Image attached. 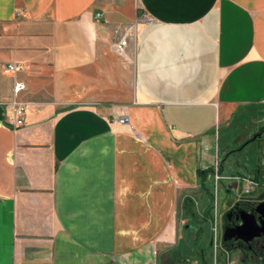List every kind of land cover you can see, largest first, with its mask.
<instances>
[{
  "label": "crops",
  "instance_id": "0c3cea01",
  "mask_svg": "<svg viewBox=\"0 0 264 264\" xmlns=\"http://www.w3.org/2000/svg\"><path fill=\"white\" fill-rule=\"evenodd\" d=\"M245 115L264 118V0H0V264H188L182 205Z\"/></svg>",
  "mask_w": 264,
  "mask_h": 264
},
{
  "label": "rangeland",
  "instance_id": "374dc122",
  "mask_svg": "<svg viewBox=\"0 0 264 264\" xmlns=\"http://www.w3.org/2000/svg\"><path fill=\"white\" fill-rule=\"evenodd\" d=\"M145 20L150 21L148 17ZM114 107L118 110L124 106L115 105ZM110 111L112 112V108ZM210 136L213 150H211V164L198 171L199 174L210 168V171L202 177L199 175V181H203L205 186L199 187L200 194H195L193 205H182V209H186L188 214L193 212V218L192 221H187L188 226L185 225L186 223L183 225L180 223L178 228L177 243L190 240L188 242L193 247L188 248L189 251L179 248L178 254L182 256V260L186 259L188 264H264L246 259V256H243L245 250L243 247L237 248V251H231L229 244L235 236L232 231L225 230L223 219L235 203L246 205V207L253 206L262 196L264 197V180L261 177L260 180L257 179L262 170L261 175L264 177V140L261 145L258 140L264 138V118H252L248 115L237 117L227 127L215 126ZM224 145H226L225 149H223ZM218 149L220 152L216 151ZM261 162L263 167L262 170L260 168L261 171H258V167L255 166L260 165ZM244 180L253 181L255 184L249 194L245 193L246 181ZM201 196H204L203 207L200 205ZM186 230L189 235L185 234ZM202 250L205 255L203 261L199 256ZM235 252H238L240 257L235 255ZM170 253L172 257H175L176 252ZM168 256L169 260L166 264H173L170 254Z\"/></svg>",
  "mask_w": 264,
  "mask_h": 264
},
{
  "label": "flooded vegetation",
  "instance_id": "af4514ba",
  "mask_svg": "<svg viewBox=\"0 0 264 264\" xmlns=\"http://www.w3.org/2000/svg\"><path fill=\"white\" fill-rule=\"evenodd\" d=\"M223 219L225 230L232 231L239 226L246 225L252 228V231L243 234V238L248 239L250 233L254 235L248 241L237 237L232 238L229 244L231 251L243 247L246 250L243 251V256H246V259L251 262L264 263V197L262 196L253 206L246 207V205L235 203ZM236 254L239 255L238 252H235ZM238 260L240 261V259Z\"/></svg>",
  "mask_w": 264,
  "mask_h": 264
},
{
  "label": "built area",
  "instance_id": "2783aa9c",
  "mask_svg": "<svg viewBox=\"0 0 264 264\" xmlns=\"http://www.w3.org/2000/svg\"><path fill=\"white\" fill-rule=\"evenodd\" d=\"M99 14H97V18H99ZM125 45L124 42H121L119 45L115 47L116 53H120L122 51L123 46ZM20 70V67L18 65L9 64L6 67V71L10 72H17ZM23 89L22 83L17 82L14 85V94L18 93L20 90ZM26 108L22 105H17L13 108V118L12 121L9 122L10 125L14 127H20L23 125V116L25 114ZM110 117L112 118V121L114 123H117L118 125H121L123 127H128V111L127 107H122L121 109L115 110V107H112V112L110 114ZM246 181V180H244ZM254 182L247 180L245 183V193L249 194L251 193V190L254 188Z\"/></svg>",
  "mask_w": 264,
  "mask_h": 264
},
{
  "label": "water",
  "instance_id": "95a60500",
  "mask_svg": "<svg viewBox=\"0 0 264 264\" xmlns=\"http://www.w3.org/2000/svg\"><path fill=\"white\" fill-rule=\"evenodd\" d=\"M249 231H252V228H250V227H248V226H246V225H244V226H239V227H237V228H235V229L232 230V232H233V236H235V237H237V238L244 239V241H248V240H250V239L254 236V235H252V234L250 233L248 239L243 238L242 235H243V234H247V233H249Z\"/></svg>",
  "mask_w": 264,
  "mask_h": 264
},
{
  "label": "trees",
  "instance_id": "16d2710c",
  "mask_svg": "<svg viewBox=\"0 0 264 264\" xmlns=\"http://www.w3.org/2000/svg\"><path fill=\"white\" fill-rule=\"evenodd\" d=\"M209 171H210V168H208L207 170H205L203 173L199 172V175L202 177L204 174H206ZM201 186L203 187V184L202 183H201Z\"/></svg>",
  "mask_w": 264,
  "mask_h": 264
}]
</instances>
